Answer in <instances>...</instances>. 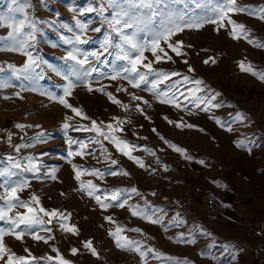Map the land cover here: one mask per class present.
Returning a JSON list of instances; mask_svg holds the SVG:
<instances>
[{"label":"rangeland","instance_id":"374dc122","mask_svg":"<svg viewBox=\"0 0 264 264\" xmlns=\"http://www.w3.org/2000/svg\"><path fill=\"white\" fill-rule=\"evenodd\" d=\"M93 2L94 0H30L31 7L26 11L39 22L37 25L39 32L37 40L28 51L39 58V67L36 71L44 75V79L39 81L42 90L56 95L62 94L66 81L52 69L63 71L66 67L64 57L71 45L65 44L62 37L71 38L73 35L62 25L75 29L73 16L76 13L70 9L87 7ZM238 2L242 5L264 4V0ZM9 3L10 0H0V12H6ZM80 18H92L94 20L92 27L100 25V17L95 13H88ZM233 19L252 29L253 38L264 41V23L244 13L235 14ZM215 27L208 24L198 31L185 30L180 33L173 39L182 40L185 46L192 45L184 49L187 56L176 57L169 50L174 62L154 65L158 69L178 71L202 79L209 89L219 92L221 95L214 103L222 102L223 106L209 112L197 109L183 97H180V101L186 107L181 110L170 104L159 103L151 93L131 88L127 81L102 79L99 83L94 82L93 86L107 85L105 91L112 92L124 104L129 105V108L125 110L113 104L106 95L96 91L89 92L84 86H79L74 90L69 102L81 108L90 118L84 120L74 116L70 109L57 101L37 92L24 91L21 93L23 99L16 97L15 93L20 91V84L29 85L23 78L13 77L11 79L13 86L0 88V161L3 162L0 163V168L7 166L8 154L25 164L27 160L24 158L34 157L35 162L41 165L39 171L41 179H37L32 173H22L20 178L27 179L30 187L19 193L21 199L27 201L35 193L40 197L45 209L71 213L69 222L80 230L79 235L65 233L59 224L54 222L47 225L53 229L50 235L54 237L47 244L43 241H34L30 236H25L23 241L7 236L5 243L13 252L18 256H28L25 252L27 248L33 256L42 258L56 256L52 251L56 248L73 264H142L139 255L121 250L116 246L114 238L109 235V232L115 231L119 225L126 229H141L139 233L127 231L124 235L143 242L145 247L155 248L166 256L180 261L188 260L191 264H264V81L242 72L239 68V62L246 60L264 69V49L254 48L243 39H232L229 35L230 28L217 32ZM106 29L107 25L99 34L89 31L88 36L92 37V41L80 47L85 50L98 48ZM8 31L7 27H0V37H6ZM145 55L153 59L151 53ZM106 58L110 62L113 60V56L109 54H106ZM209 58H214L216 63L205 64L204 61ZM26 59V56L17 52L0 51V67L5 69L8 64L20 67ZM184 59H187L195 69L194 72H188V65L182 62ZM108 70L105 68V71ZM176 79L179 77H173V80ZM118 86H124L128 91L117 92ZM129 93H135L149 103L133 101ZM137 103L144 109L143 114L136 110ZM238 112L245 114L248 119L243 123L235 122L233 118ZM70 116L73 119L66 121ZM114 117L126 121L122 125L124 131L118 132L117 135L139 146L133 154L140 157L147 167L140 168L116 152L108 141H103L112 152V158L118 161L117 165L111 167L126 170L129 175L106 174L103 179L84 175L81 180L85 182L92 180L102 192L115 188H137L140 195L131 194L129 204L143 207L147 200L150 206L149 214L155 209H163V212L157 211L156 215L163 217L164 225L168 226L167 231L159 224H151L131 215L127 207L124 209L110 207L105 211L94 198L79 190L80 182L74 178L72 164L89 169L98 168L102 171L110 167V164L101 156L99 145L89 146V151L94 155L70 158L68 138L87 141L89 137H95V133L76 131V127L90 126L91 120L98 123L103 121L104 125L115 124ZM215 118H219L225 125L230 124L234 130L227 131L225 127L216 123ZM168 120L192 124L195 127L177 128L174 124H169ZM65 122L73 127L65 130L63 127ZM16 124L32 127L21 130L15 127ZM152 129H156V132ZM8 133H12V145L30 146L21 148L19 153L15 152L7 142ZM38 134H42V142L35 139ZM161 136L185 149V154L174 151L160 139ZM245 138L251 141L248 145L251 152L236 146V141ZM257 140L260 145L252 143ZM77 148L76 144L71 146L72 150ZM143 148L151 149L155 155L143 151ZM97 157H100L99 160ZM69 159L72 161L71 164L68 162ZM53 168L58 169L57 180H52L46 175ZM212 187L219 194V198L220 193L224 196L228 194L232 198L230 203H226L227 211L224 214L206 212L201 202L204 193L191 192ZM2 192L3 189H0V193ZM2 203L3 201H0V204ZM17 211L25 210L17 208L11 214L15 215ZM107 216H111L115 223L106 220ZM174 219L183 220L185 223L179 226L170 224ZM7 226L6 223L0 222V227ZM200 228L211 235L202 234ZM179 233H185V239L191 235L195 243H175L174 239ZM40 235L49 233L40 232ZM89 240L98 256H93L85 249L84 242ZM73 247L79 249L75 256L70 252ZM0 264L3 262L0 261ZM32 264L46 262L37 259ZM148 264L172 262L153 259L149 254Z\"/></svg>","mask_w":264,"mask_h":264},{"label":"snow or ice","instance_id":"6c2138e0","mask_svg":"<svg viewBox=\"0 0 264 264\" xmlns=\"http://www.w3.org/2000/svg\"><path fill=\"white\" fill-rule=\"evenodd\" d=\"M31 7L30 0H10L6 12H0V27H7L9 29L6 37H0V51L17 52L26 56L24 64L17 67L13 64H8L7 69L0 67V74L6 72L10 75H0V88L13 86L11 79L26 80L29 85L20 84V91L15 93V96L23 99L22 92L32 91L37 92L42 96H47L50 100L57 101L65 108L70 109L74 116L81 119H90L81 108L73 106L69 102V98L73 95L74 90L79 86H84L89 92H100L108 97V99L121 108L128 110L129 105L124 104L112 92L105 91L107 85L101 84L99 87H94V82L99 83L102 79L110 81L124 80L133 89H140L151 93L161 104H170L177 109H183L180 97L192 103L197 109L204 112H209L212 109H219L223 106L222 102H215L217 97L221 94L209 89L202 79L190 77L186 74H181L178 71H165L154 67L155 64L162 62L173 61V56L169 54L174 53L176 57H186L187 52L185 47H192V45L185 46L182 40H174L173 38L183 33L185 30H200L208 24L215 25V30L219 32L221 29H229V35L234 40H245L254 48L264 49V41L252 37V29L245 24L237 22L233 19L235 14L244 13L248 16L264 23V4L261 5H242L238 0H94L93 3L87 7L80 9H70L76 13L73 16L75 20V29L62 25L67 28L73 35L71 38L62 37L65 44L71 45L64 57L66 67L63 71L57 68L52 70L56 72L66 83L63 85L61 95L50 93L42 90L39 87V81L44 79V75L36 71L39 67L38 57H35L28 48L33 46L37 40L38 21L32 17L26 9ZM88 13H95L100 17V25L92 27L94 20L92 18L81 19ZM107 25L105 35L99 43V47L94 50H85L80 47L87 45L92 41V37L88 36L89 31L101 33L104 26ZM54 47L56 45H53ZM112 50H115L114 52ZM145 53H151L153 59H149ZM106 54L112 55L113 60L110 62L106 58ZM117 61L123 63L117 64ZM71 62V63H68ZM188 65V72H194L195 69L191 67L187 59L182 61ZM205 64L216 63L214 58H209L204 61ZM49 67H52L49 65ZM108 68V71H105ZM239 68L242 72L249 73L259 80L264 81V69L258 68L256 65L242 60L239 62ZM95 74V75H94ZM173 77L179 79L173 80ZM187 85H193L187 87ZM163 86V87H162ZM181 88L184 90L182 91ZM117 92H127L128 88L118 86ZM203 93V95H201ZM133 101H142L143 104L149 102L143 97L135 93H129ZM8 97H5L7 99ZM201 105L203 107L201 108ZM136 110L143 114L144 109L139 103L136 104ZM214 118V117H210ZM73 117H67L66 121L72 120ZM167 120L168 118L165 117ZM216 123L225 127L227 131L232 132L234 129L231 125H225L219 118H215ZM235 122L243 123L248 117L243 113H236L233 118ZM115 124L104 122H97L91 120L90 126L81 125L76 127V131H84L95 133V137H89L87 141L74 140L68 138L69 152L68 156L83 158L86 155H94L89 151L90 145H99L101 156L104 161L109 162L110 167L105 170L98 168H83L79 165L72 164L74 171V178L80 182L79 190L85 191L90 198H94L97 204L103 210L110 207H118L121 209L128 208L131 215L146 220L151 224H159L168 230V226L164 225L163 217L157 216L156 212H163V209H155L149 214V202L145 200V205H130L129 200L131 194L140 195L138 189L132 187L131 189L115 188L111 190H102L92 180L87 182L81 180L84 175L94 176L100 179L107 175L111 176H128L129 173L123 169H115L118 164L116 159L112 158V152L104 145L103 141H108L116 152L127 157L133 161L140 168L145 169L147 166L144 161L134 155V151L138 150L139 146L133 145L128 140L123 139L117 135L118 132H123L122 125L126 121L114 117ZM130 122V121H128ZM169 124H174L177 128H193L192 124L184 122H174L168 120ZM101 125H104L103 127ZM16 128L25 129L32 127V125L16 124ZM38 127V126H37ZM67 130L73 127L70 123L65 122L63 125ZM156 132V129H152ZM203 131V129H200ZM102 138V139H100ZM42 142V134H38L35 138ZM164 143L168 144L174 151L184 155L185 149L167 141L163 136L160 137ZM12 133H8L7 142L13 147L14 151L19 153L21 148L29 147L28 144L12 145ZM236 146L245 148L251 152L248 146L251 141L247 138L245 140L236 141ZM73 144L78 145L75 150L71 149ZM143 151L150 155L155 153L148 148H143ZM100 157H97L99 160ZM189 158L190 157H186ZM7 166L0 168V222L6 223V228L0 227V261L3 264H32L37 259H42L46 264H73L72 261L66 259L59 250L53 248L52 251L56 256H47L37 258L33 256L29 249L25 248L28 256H18L5 243V237L12 236L18 241H23L25 236H30L34 241H43L48 243L49 240L54 239L50 234L53 231L51 227L54 222L59 224L60 229L65 233L72 235H79V228L70 223L71 213H64L58 209H45L41 204L40 197L33 193L29 200L21 199L19 193L30 187L27 179H21L22 173H32L37 179H41L39 171L41 165L35 162L32 156L26 157L27 163H23L20 159L8 154ZM72 163L71 159L68 161ZM0 163H3L0 161ZM200 163H204L200 161ZM167 170V166H165ZM58 169L53 168L50 173L46 175L52 180H57L56 172ZM16 177V179H13ZM102 194H98L101 193ZM63 195V193H62ZM155 195V193H152ZM22 208L25 211H17L12 215L14 209ZM179 217V213H177ZM46 218V219H45ZM111 223H115L111 216L105 217ZM185 223L180 219H174L170 224L179 226ZM204 235H211L202 228L199 229ZM127 231L141 232V229L133 228L126 229L117 225L115 231H110L109 235L115 240L116 246L124 251L135 252L139 255L142 264H148L149 254L153 259L171 261L172 264H191L190 261H180L174 257L166 256L152 247H145L143 242L129 238L124 235ZM40 232L49 233V235H40ZM169 239H173L169 237ZM175 243L194 244L195 239L189 235L185 239V233H179L175 239ZM84 247L91 252L93 256H98V252L93 247L92 242L85 241ZM72 255H77L79 249L73 247L70 249Z\"/></svg>","mask_w":264,"mask_h":264},{"label":"built area","instance_id":"2783aa9c","mask_svg":"<svg viewBox=\"0 0 264 264\" xmlns=\"http://www.w3.org/2000/svg\"><path fill=\"white\" fill-rule=\"evenodd\" d=\"M201 202L202 207L208 213L221 215L227 211V207L223 201L213 193L203 195Z\"/></svg>","mask_w":264,"mask_h":264},{"label":"crops","instance_id":"0c3cea01","mask_svg":"<svg viewBox=\"0 0 264 264\" xmlns=\"http://www.w3.org/2000/svg\"><path fill=\"white\" fill-rule=\"evenodd\" d=\"M259 140H257V141H255V142H252L254 145L255 144H258V145H260V143L258 142ZM262 151V150H261ZM252 153H254V152H252ZM255 153H257V152H255ZM181 163V162H180ZM180 165V164H179ZM191 192H198V193H204L203 195H205V194H208V193H213V194H215V195H217L218 193H217V191L212 187V188H208V189H205V190H203V189H198V190H191ZM202 195V196H203ZM218 197H219V194L217 195ZM224 195L223 194H221L220 193V198L222 199V201H223V203L226 205V203H230V201H232V198L228 195V194H226L224 197H223ZM202 198V197H201ZM226 207H227V205H226ZM211 214V213H210Z\"/></svg>","mask_w":264,"mask_h":264}]
</instances>
